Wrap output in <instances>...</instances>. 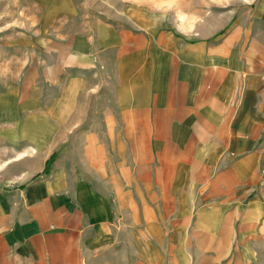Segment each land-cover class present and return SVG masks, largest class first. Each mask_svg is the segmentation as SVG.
Returning <instances> with one entry per match:
<instances>
[{
	"label": "crops",
	"instance_id": "0c3cea01",
	"mask_svg": "<svg viewBox=\"0 0 264 264\" xmlns=\"http://www.w3.org/2000/svg\"><path fill=\"white\" fill-rule=\"evenodd\" d=\"M84 23L0 92V264H107L127 234L133 264L244 258L264 239V24Z\"/></svg>",
	"mask_w": 264,
	"mask_h": 264
},
{
	"label": "rangeland",
	"instance_id": "374dc122",
	"mask_svg": "<svg viewBox=\"0 0 264 264\" xmlns=\"http://www.w3.org/2000/svg\"><path fill=\"white\" fill-rule=\"evenodd\" d=\"M96 18L156 35L190 38L202 29L210 33L234 24H264V0H0V92L34 65L31 60L42 54L48 38ZM125 237L127 242L109 252L107 264L136 261L131 235ZM251 249L244 258L220 264H264V239Z\"/></svg>",
	"mask_w": 264,
	"mask_h": 264
}]
</instances>
